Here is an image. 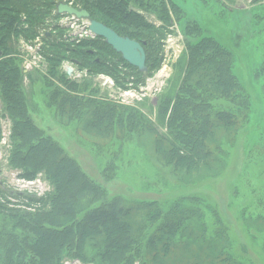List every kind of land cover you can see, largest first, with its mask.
Returning a JSON list of instances; mask_svg holds the SVG:
<instances>
[{
  "label": "rangeland",
  "instance_id": "1",
  "mask_svg": "<svg viewBox=\"0 0 264 264\" xmlns=\"http://www.w3.org/2000/svg\"><path fill=\"white\" fill-rule=\"evenodd\" d=\"M29 3L43 16L36 18L31 25L29 16L23 12V7H19L26 19L22 16V24L17 29H27L28 35L29 32L33 34L30 38L24 32L15 35L11 43L14 48L18 46V53L21 46L15 42L23 36L24 42L29 39L36 46L42 43L41 39L44 40L41 34L47 35V32L52 35L50 41L44 40L41 48L40 54L44 58L41 66L35 67V59L30 58L29 70L22 72L25 75L21 87L25 114L40 135L52 139L69 159L77 163L88 179L107 192L109 201L153 204L160 209L162 218L160 220L159 216V221L164 220V225L168 223V211L172 208L180 206V213L194 209L203 219L209 238H215L217 232L223 233L228 254L222 258L223 264H264V0H127L126 11L131 10L142 17L140 22L129 27L143 35L141 41L152 52L147 54L146 73L133 70L120 55L107 56L102 51L95 53L89 62L92 65L94 61L105 59L112 66L99 68L93 64L91 67H78L72 63L71 59L75 57L71 53H65L66 57L63 55L61 58L64 59L57 61L52 45L63 43L70 47L73 42H65L67 32L56 33V17L52 10L49 12L44 1ZM115 3L121 6L125 0H115ZM58 37L62 41H58ZM205 41L229 54L224 56L218 50L209 49L207 52L203 49L207 54L198 59L205 60L211 69L225 57L227 65L223 68L227 75L225 81L223 77L220 79L226 83L229 77L235 80L233 77L236 76L250 102L247 120L243 121L241 128L242 119L236 128L217 126L216 119L219 120L221 115H232L239 100H235L230 90L227 93L216 87L218 78L210 71L203 70L198 79H190L191 86L181 97L192 101V109L200 107L194 112L192 110L189 118L208 140L211 159L207 158V165L179 169L167 164L150 144L151 137L155 135L147 134V130L138 140L131 138L122 143L112 139L101 141L89 135V130L84 128L89 122V114L81 124L72 120L70 102L61 108L68 98L89 99L93 96L99 101L106 100L134 110L164 137L169 134L167 120L185 79V71L179 73V61L182 58L189 60L190 48H200ZM103 44L99 39L89 38L74 49L96 51ZM82 45H86L84 49ZM76 57L77 60L80 58ZM66 66L74 68L72 75H67ZM106 79L113 84L106 83ZM204 83L210 86L204 88ZM165 101L170 104L167 113L162 110ZM4 103L0 95V205L11 210L14 218L6 223L8 218L0 215V233L4 225V231L22 227L24 220L20 223L16 215L41 211L45 206L42 201L53 190L43 173L38 174L35 180H27L24 178L25 167L12 164L14 121L5 110ZM208 116L210 124L206 121ZM15 131L17 134L20 132ZM110 163L116 169L109 176H114L112 180L103 177V171ZM86 217L85 214L78 215L77 222ZM197 219L193 217L190 220L194 227ZM159 221L151 227L157 228ZM96 242H89V239L76 241L75 245L66 247L59 264H110L112 260L90 261ZM36 244L39 242L33 245ZM145 245L143 242L142 247ZM79 248L84 250L86 259L80 255L73 256ZM206 256L201 248H193L191 254L184 258V264H210ZM58 260L59 256L55 263ZM34 263L45 264L38 258ZM136 264H141L140 260Z\"/></svg>",
  "mask_w": 264,
  "mask_h": 264
},
{
  "label": "trees",
  "instance_id": "2",
  "mask_svg": "<svg viewBox=\"0 0 264 264\" xmlns=\"http://www.w3.org/2000/svg\"><path fill=\"white\" fill-rule=\"evenodd\" d=\"M29 1L35 2V0H0V95L1 100L5 102V110L14 121L12 141L15 147L10 157L12 164L25 167L24 178L27 180H35L38 174L43 173L53 190L48 194L47 199L42 201L45 204L44 210L35 214L16 215V220L19 218L20 223L22 219L24 220L21 223L23 228L18 226L10 231H4L6 226H3L0 233V264H35L34 260L37 258L42 259L45 264H59L66 247L75 245L76 241L86 242L88 239L89 242L97 241L92 249L95 253L90 260L94 262L112 260L110 264H136L140 260L141 264H184V258L191 254L193 248L199 247L207 253L206 257L210 264H223L222 258L228 255L225 251L227 241L222 232H217L215 238L207 236L203 219L198 211L185 209L186 213H180V206L172 208L168 211L170 213L167 217L168 223L164 225V220L159 221L160 209H156L153 204L109 201L106 191L96 185L93 180L88 179L75 161L69 159L52 139L40 135L41 133L29 122L28 115L25 114V99L21 90L23 73L19 65L20 60L15 55L17 50L11 43L13 36L27 33V29L23 31L17 29V26L22 24L23 16L19 7H23L25 10L23 12L29 16L28 21L30 19L31 25L36 18L40 19L43 16V13L34 9ZM39 1H44L48 5L49 12L53 11L55 0ZM83 2L89 6L93 19L110 26L120 35L137 41L143 38L141 33L134 32L129 27L140 22L142 17L135 12L127 14V0L121 6H118L115 0H84ZM32 34L29 32L26 37L30 38ZM69 46L63 43L53 44L51 49L55 50L54 53L58 57L52 55L50 57L62 61L64 58L61 57L65 56V53H71L80 67H91L93 64L99 68L112 66L107 64L105 59L101 60V64L94 61L91 65L89 51ZM84 46L86 45H82L81 48L84 49ZM200 46L202 47L191 50L187 44V50L190 48L191 51L189 60L182 58L179 61V73L182 74L185 71V79L167 120L169 134L164 137L134 110L113 105L106 100L99 101L93 96L89 99L68 98L63 101L61 108L70 102L69 114L72 120H78L81 124L87 120L85 115L89 114V122L84 128L89 130V135L101 141L112 139L122 143L131 138L138 140L146 134L147 130V134L155 135L151 137L150 144L156 148L159 157L167 164H173L179 169L187 168L186 166L197 168L203 164L207 165V158L211 159L206 143L208 140H205V136L189 118L190 112L192 110L194 112L195 108L199 110L200 107L192 109L193 105L190 104L192 101L188 102L181 97L191 86L190 79H198L203 70L210 71L218 78L219 83L216 87L223 88L225 92L230 90L235 100H239L232 115H221L219 120L216 119L217 126L236 128L242 119L239 125L241 128L243 121L247 120L246 111L250 102L236 76L233 77L235 80L229 77L226 83L220 79L223 77L225 81L224 77L227 75L223 68L227 65L225 57L211 69L205 60L198 59L207 54L203 52V49L207 52L209 49L218 50L224 56L229 53L210 41H205ZM144 49L146 56L152 53L148 51L147 44ZM98 50L107 53V56L116 54L104 44ZM76 56L80 58L77 60ZM129 67L136 69L131 65ZM204 84V88L210 86L209 83ZM190 93L195 94L191 91ZM169 106L170 104L165 101L162 110L167 113ZM206 121L208 124L211 123L209 116L206 117ZM16 129L20 131L18 134ZM114 171L116 169L110 163L104 169L103 177L107 179ZM113 178L112 175L108 180ZM12 214L14 213L11 210L0 205V215L8 218L6 223H10L14 218ZM82 214L87 217L79 224L77 216ZM193 217L198 218L196 227L190 221ZM161 218L162 215L160 220ZM157 221H159L158 227H151ZM56 223L61 225L57 226ZM183 229H185L184 232ZM28 232L35 237L36 241L31 239ZM36 242L39 244L33 245ZM143 242L146 243L144 247H142ZM67 255L72 254L67 253ZM77 255L86 259L84 250L80 248L73 254L74 257ZM58 256V263H55ZM28 258L29 261H27ZM120 260L122 261L119 262Z\"/></svg>",
  "mask_w": 264,
  "mask_h": 264
},
{
  "label": "flooded vegetation",
  "instance_id": "3",
  "mask_svg": "<svg viewBox=\"0 0 264 264\" xmlns=\"http://www.w3.org/2000/svg\"><path fill=\"white\" fill-rule=\"evenodd\" d=\"M84 0H55V6H54V9H53V14H54V16L56 17V25H55V27H57V31H56V33L58 34V32H60V31H64V32H67V35L68 34H70L71 33V37H68L67 35H66V37H65V42H73V43H71V44H73L72 46L75 48V47H78V46H80L81 44H82V42H85V41H88L89 40V38L90 39H99V40H101L103 43H104V45L106 46V48H111V47H109L106 43H105V41L103 40V39H100V38H96V37H94L90 32H89V21L88 20H86V19H77L75 16H69V15H67V14H58V12H57V10H56V6L59 4V3H65V4H67V5H69L70 7H73V8H75V9H77V10H86L88 13H90V15H91V12L89 11V6L88 5H86L84 2H83ZM83 4V6H82V4ZM85 6V7H84ZM131 12H133V11H127V14L128 13H131ZM91 17H92V15H91ZM92 19H93V17H92ZM68 20H70L71 22L69 23V24H63V22H65V21H68ZM95 20V19H94ZM95 21H97V20H95ZM99 22V21H98ZM100 23H102V22H100ZM50 24V23H49ZM104 24V23H103ZM72 25L73 26H75L74 28L72 27ZM106 25V24H105ZM106 26H108V25H106ZM109 28H111L110 26H108ZM111 29H113V28H111ZM84 30L85 31H87L88 32V35L87 36H80V35H82L83 34V32H84ZM114 30V29H113ZM115 31V30H114ZM116 33H118L117 31H115ZM46 34L47 35H43V34H41L42 35V38H44V40H48V41H50L51 39H52V35L51 34H48L47 32H46ZM119 34V33H118ZM120 35V34H119ZM73 36L76 38V39H74V40H72L73 39ZM120 36H123V35H120ZM123 37H127V36H123ZM130 38V37H129ZM22 39H25L24 38V36H23V38ZM18 40V41H16L15 43H16V45H17V43L21 46V48L19 47L18 48V53L16 52V57H18V59L20 60V67H21V69H22V72L23 71H25V70H29V68H30V58H33V59H35V61H34V63H36V66L35 67H40L41 66V59H43L44 60V58L41 56V54H40V52L42 53V47L44 46V44H45V41L43 40V39H41V41H42V43L40 44L41 46L39 47L38 45H36L37 46V49H36V51L37 52H31L30 50H29V42L30 43H32L31 42V40L29 41V39L27 40L26 39V41L24 42L23 40ZM40 39V38H39ZM130 39H132V38H130ZM57 40L58 41H62L59 37L57 38ZM133 40H135V39H133ZM135 41H137V40H135ZM138 42H140V43H145V42H141V41H138ZM43 44V45H42ZM77 45V46H76ZM145 45H146V43H145ZM145 45H144V47H145ZM17 47L18 46H16V49H17ZM111 50H113L112 48H111ZM89 51V50H88ZM99 50L97 49L96 51H89V59L91 60L95 55V53H99L98 52ZM0 56H1V54H0ZM121 56V55H120ZM122 58V57H121ZM123 60V59H122ZM39 62V63H38ZM101 60L99 59V60H97L96 61V63H98V64H101ZM72 63L74 64V65H77L78 67H80V65H78V63L75 61V59L72 61ZM72 68L73 69V71H75L74 70V68L72 67V66H66V71H67V69L68 68ZM24 68V69H23ZM23 77H25V75H23Z\"/></svg>",
  "mask_w": 264,
  "mask_h": 264
},
{
  "label": "water",
  "instance_id": "4",
  "mask_svg": "<svg viewBox=\"0 0 264 264\" xmlns=\"http://www.w3.org/2000/svg\"><path fill=\"white\" fill-rule=\"evenodd\" d=\"M58 14H67L75 16L77 19H86L89 21V32L96 38L103 39L113 51L121 55L122 59L138 69L141 73L147 72V56L144 49L145 43H140L129 37L120 36L113 29L103 23L92 19L90 13L86 10H77L65 3H59L56 6ZM72 70L69 68L67 73L70 75ZM108 81V79L106 80Z\"/></svg>",
  "mask_w": 264,
  "mask_h": 264
},
{
  "label": "built area",
  "instance_id": "5",
  "mask_svg": "<svg viewBox=\"0 0 264 264\" xmlns=\"http://www.w3.org/2000/svg\"><path fill=\"white\" fill-rule=\"evenodd\" d=\"M24 18L26 19V17H24ZM70 22H71V21L68 20V21L63 22V24L66 25V24H69ZM72 27L74 28L75 26L72 25ZM87 35H88V32L84 30L83 34L80 35V36H87ZM67 36H68V37H71L72 35H71V33H70V34H68ZM31 42H32V41H31ZM38 46L40 47L41 45L39 44ZM36 49H37V47H36L33 43H30V42H29V50H30L31 52H37ZM30 65H31V64H30ZM33 184H34V183H33Z\"/></svg>",
  "mask_w": 264,
  "mask_h": 264
}]
</instances>
